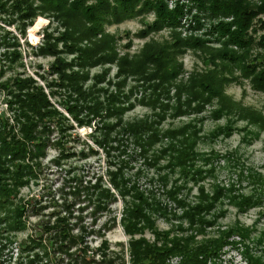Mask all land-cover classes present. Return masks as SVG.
Masks as SVG:
<instances>
[{
	"label": "trees",
	"instance_id": "16d2710c",
	"mask_svg": "<svg viewBox=\"0 0 264 264\" xmlns=\"http://www.w3.org/2000/svg\"><path fill=\"white\" fill-rule=\"evenodd\" d=\"M187 1L191 5H185L187 13L195 7L190 19L202 30L198 37L183 38L176 31L185 7L176 3L168 9L165 0H0V22L5 26L14 25L21 37L37 14L56 25V35L43 30L41 43L31 53L52 59L44 77L36 76L43 82L47 94L29 76L14 75L0 80L8 113L6 117L0 114V237L6 243L11 242V233L25 228L22 216L28 202L21 204L18 199L14 204L12 201L17 191L35 178L44 148L57 150L58 155L50 160L53 166L58 164V158L65 156L63 142L72 126L49 102V96L57 95L60 100L55 104L66 112L76 128L89 126L97 118L99 124L92 127L91 141L116 152L112 170L105 172L109 189L99 177L77 188L85 193L86 202L79 210L90 208L94 223V217L110 210L109 205L115 198L112 192L116 193L122 206L119 226L129 237L126 241L128 264H168L166 260L173 256H177L179 264H207L208 261L215 264L220 249L226 245L234 249L241 247L239 253L244 264H264L262 255H253L248 249L250 243L264 242V228L256 232V221L246 227L234 220L223 229L215 226L213 234L207 236L216 220L223 217L224 210L220 208L223 203L230 205L236 215L263 205L264 173L244 167L233 152L198 151L197 141L204 137L199 127L202 118L195 117L211 106L208 118L215 121L224 118L223 125L210 129L209 139H225L242 131L239 139L248 144L264 132V112L234 102L224 89L230 84L245 83L264 103V0ZM135 18L141 25L133 36L147 40L134 54L123 52L117 56L116 40L112 34L104 33V28ZM164 29V38L148 39L150 34ZM8 34L0 35V77L9 63L20 58L19 42ZM188 52L197 57L200 69L193 65L186 80L175 83L182 72L180 56ZM67 55H70L68 59ZM111 65H114L113 79L108 80L106 75ZM95 67L101 69L89 75ZM100 83L106 87L102 88ZM130 99L148 106L152 118L120 121L125 110L132 109ZM184 115L191 119L174 127L168 125L161 129L159 126L167 117ZM238 121L242 125L237 130L234 125ZM129 144L133 154L149 167L154 168L164 159L166 165L162 168L176 171L183 178L179 179L181 183L172 179L165 188L167 177L157 175L165 200L173 204L171 213L165 212L166 205L162 206L151 191L137 189L132 177L124 174L129 164V155H126ZM218 159L224 160V167L234 174L233 182L229 180L223 186L216 182L212 164ZM207 179L210 182L203 187ZM185 181L195 189L190 201L178 196ZM240 181H244L245 188L239 187ZM65 211L66 216L55 215L51 222L45 221L38 235L26 236L17 242L12 264L35 261L76 264L77 254L87 253L83 241L87 235L103 236L90 228L84 231L77 224L75 233L71 234L68 208ZM166 214L176 223L172 229L157 231L155 217L165 218ZM256 215V218L264 217L260 211ZM109 222L110 227L115 223L113 218ZM101 227L105 228L104 224ZM144 232L151 235L150 242L144 238ZM232 235L237 241L229 240ZM3 246L0 245V250ZM104 248L106 244L100 240L95 251H100L101 257L96 262L88 259L81 264H113L112 259H104ZM111 255L115 258L117 253Z\"/></svg>",
	"mask_w": 264,
	"mask_h": 264
},
{
	"label": "rangeland",
	"instance_id": "374dc122",
	"mask_svg": "<svg viewBox=\"0 0 264 264\" xmlns=\"http://www.w3.org/2000/svg\"><path fill=\"white\" fill-rule=\"evenodd\" d=\"M254 1V0H253ZM181 4L185 8L182 9V12L187 15H181L179 17V24H177L176 31H179V34L185 38L189 36H200L201 29H197L195 25L194 19H190L191 13H194L195 7H191L189 12H186V6L190 5L187 0H165V4L168 9H172L174 4ZM188 7V6H187ZM150 15L145 18L146 21H149ZM140 22L137 18L134 20L125 21L122 20L121 23L117 25H107L104 28V33L112 34L115 38V50L117 52V56L122 55L123 52H127L128 55L134 54L136 49L145 42L147 39L141 40V38L134 37L133 35L140 28ZM56 25L54 22L49 21L47 18L37 14L30 25L23 30L22 37L18 35L16 32V27L14 25L5 26L0 22V35L2 32L9 33L8 35H12L18 44V52L20 58L17 62L9 63V67L5 70L3 75L0 77V80L10 79V77L14 75H18L20 78H24V76H29L36 84H40L43 89V93H48L44 88L43 82L36 76L38 74L43 75L45 71H47V65L51 62V58L43 57L41 55L33 56L32 51L41 43V33L46 29L47 33L55 34ZM262 32L259 31V34ZM166 34V30L158 32L157 34H150V38L159 41L164 38ZM258 34V33H257ZM126 40H129L127 44ZM127 44V49L125 45ZM1 52V49H0ZM70 55H67L65 58L68 59ZM182 62V72L177 76L178 78L174 81L177 83L180 80H186L188 77L187 74L189 70L193 67V65L200 69V62H198L197 57L192 53H185L180 56L179 59ZM6 63V62H4ZM19 64V65H18ZM101 69L100 67H95L90 70L89 75L95 74ZM113 69L114 65H111L108 68L106 78L113 79ZM44 77V75H43ZM46 80L49 78L45 76ZM115 80V79H114ZM130 80H128L127 84H130ZM101 84V83H100ZM99 84V85H100ZM102 88L106 86L104 84L100 85ZM225 93L228 97L234 102H241L242 105L246 107H252L256 110L264 112V103L261 99V96L257 94L252 89L248 88L245 83L242 85L239 84H230L226 86ZM170 94L172 91L170 90ZM139 96L135 94V98ZM132 98V97H131ZM49 102L53 104V107L59 111V114L62 115L70 124L71 128L69 129L68 138H65L63 142L64 154L62 158H58L59 162L56 166H53L50 163V160L58 155L57 150L52 149L51 147L44 148V156L40 159L39 163V171L35 173V178L30 179L28 182V186L19 189L16 195L15 200L12 202H19L25 205V214L22 216V221L25 224V228L21 231H16L11 233L12 240L10 243H6L2 237H0V245H4L0 250V264H12L14 257H16V244L17 242H22L25 240L26 236L38 235L40 232V227L44 224L45 221L51 222L54 219V216L63 215L66 216V209L68 208L69 217H67L69 224H71L70 233H75L76 229L74 226L84 228V231H87L88 228L91 229L92 232L102 233V237L99 238L98 235L89 234L83 240L85 246L87 247V253L81 256L76 250L78 256L75 258L76 264H81V261H88V259H92L93 262H96V258L101 257L100 251H95L98 247L99 241L103 240L106 244V248H104V259H112L113 264H117L119 261H122L123 264H128L127 262V248L126 241L129 238L125 234H123L120 226L119 220L120 213L122 210V206L119 198L117 197L115 192L114 194V202L109 205L110 210L107 213H100V215L94 217V223H92L91 215L89 214L90 208H86L85 210H79L86 205L85 202V193L81 189H77L80 186H85L87 184L93 183L97 180V177L102 179V183L105 188L107 186V179L105 177V172L112 170V162L113 156L116 154L113 150L110 151L108 149H104L102 146L95 145L89 137L92 133V127L99 124V120L96 118L92 120L89 126H83L76 128L75 124L72 120L65 114L66 112L58 107L56 100H60V97L57 95H53V97L49 96ZM4 98H2V94L0 92V114L2 113L4 117L8 115L5 112L4 107ZM132 109L125 110V112L120 116V121L125 122L126 120L134 121L139 120L144 117H151V109L148 106H143V104L135 103L132 99L129 100ZM211 106L204 108V111L201 114L195 115V117L202 118L199 123L201 135H203L204 139L198 140L196 144V149L198 151L206 152L208 150L216 151V153L222 154L225 151L233 152L238 159L239 163L241 162L244 167L256 169L259 172L264 173V132L260 133L257 137L253 138L248 144H244L239 138L242 131L234 132L232 135L226 137L225 139L217 137L209 139L207 135L212 127L223 125L224 118H221L217 121L212 118H208L207 112L209 111ZM152 118V117H151ZM191 119V116H181L179 118L171 119L167 117L165 121H163L159 126L161 129L166 128L168 125L178 126L181 122H187ZM242 123L238 121L234 126L238 130ZM159 147H162L159 146ZM107 148V147H105ZM132 146L129 144L126 150V155H129V164L125 169L124 174L130 175L135 181L136 187L139 190L144 189V191H151L154 194V197H158L159 202L162 206L166 205L165 212L168 213L172 210L173 204H170L165 200L163 196V186L161 187L159 180L160 178L157 176L164 175L167 177L166 185L167 188L172 179L178 180V183H181L179 179H183L179 176L176 171H168L163 166L166 165L165 160L158 161L159 163L155 164V167H149L143 160H140L133 154ZM107 152V153H105ZM125 155V159L126 156ZM145 164V165H144ZM214 174L217 177L216 182L219 185H224L226 182L231 180L234 181V174L229 173L224 165L225 162L222 159H218V161H213ZM157 166L160 168L157 169ZM147 167V168H146ZM72 177V178H71ZM75 178V179H73ZM210 181L204 180L203 187H206ZM239 187L245 188L246 185L244 181H240ZM190 192H188V189ZM78 190V193H77ZM195 193V189L188 181H185L183 189L178 194L179 197L184 200H189L192 198ZM263 205L249 209L247 211L242 212V214L236 215L234 213L233 208L230 205H226L223 203L220 206L221 210H224L223 217L217 219L215 225L209 229L207 232V236L213 234V230L215 226H218V229H223L228 227L233 221H237L241 226L249 227L256 221L255 230L264 228V217L256 218V211H260V213H264V194L262 196ZM219 208V209H220ZM165 218L161 216L155 217L156 222L155 228L156 230L165 231L168 228H173L176 220L170 218L169 214H166ZM113 218L115 222L112 227L109 220ZM104 224L105 228L101 227ZM144 238L151 241V235L148 232H144ZM255 233L251 234L254 236ZM2 236V235H1ZM9 236V235H8ZM137 236H134V238ZM200 237H195L198 240ZM237 241L236 237L230 236L229 240ZM240 246H237L235 249L231 245L223 246L220 249V253H218L217 257L214 261L215 264H244L243 258L240 256ZM248 249L253 255H262L264 258V242L260 245L249 244ZM113 253H117L115 258H112ZM168 264H179V259L177 256L169 257L167 260ZM54 262V260H53ZM55 261L53 264H55ZM41 264H48L47 261H41ZM210 261L207 262L209 264ZM33 264H38L36 261ZM49 264H51L49 262ZM63 264V261L60 263Z\"/></svg>",
	"mask_w": 264,
	"mask_h": 264
}]
</instances>
